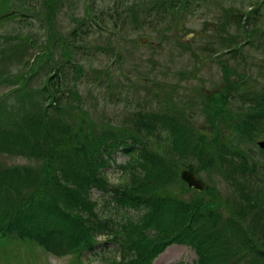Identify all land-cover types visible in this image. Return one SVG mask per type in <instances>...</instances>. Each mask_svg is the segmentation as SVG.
<instances>
[{
	"label": "rangeland",
	"instance_id": "rangeland-1",
	"mask_svg": "<svg viewBox=\"0 0 264 264\" xmlns=\"http://www.w3.org/2000/svg\"><path fill=\"white\" fill-rule=\"evenodd\" d=\"M115 1L123 19L120 31L114 30L107 16ZM170 1L0 0V128L14 125L25 112H43L50 75L67 60L66 66L73 65L74 72L83 71L86 77L73 81L71 101L61 109H49L48 115L71 131L90 136L106 130L133 132L135 114L163 111L200 136L208 156L232 149L242 159H251L252 153V158L260 155L264 162V148L258 146L264 135L249 138L240 130L245 112L254 110L234 97L247 93L256 98L264 93V51L254 41L264 31V1L189 0L177 14L165 6ZM251 6L261 7L262 22L257 27L237 21ZM158 8L164 9V17L153 23ZM95 21L102 29H97ZM71 30L82 33L72 36ZM215 116L220 118L217 126H213ZM136 119L145 120L142 114ZM116 159L119 164L126 158L119 154ZM176 160L167 164L171 181L163 186L164 193L181 202L199 195L201 203L210 198L206 207L225 214L238 205L231 207L233 185L225 165H214L217 155L214 167L208 168L196 158L178 156ZM183 161L191 162L204 188L189 187L181 179ZM0 162L8 167L38 169L41 165L33 156L6 152H0ZM112 170L109 181L115 182L119 174ZM246 228L264 237V232L250 225ZM106 249L102 260L82 254L79 262L71 255L57 258L37 244L4 237L0 238V264H115ZM241 251L235 263L245 261L244 255L252 256L250 250ZM195 258L192 247L176 242L151 258V264H195Z\"/></svg>",
	"mask_w": 264,
	"mask_h": 264
},
{
	"label": "trees",
	"instance_id": "trees-1",
	"mask_svg": "<svg viewBox=\"0 0 264 264\" xmlns=\"http://www.w3.org/2000/svg\"><path fill=\"white\" fill-rule=\"evenodd\" d=\"M188 1L183 4L187 6ZM177 4L178 0H172L160 6L175 8ZM254 12L252 16L241 13L237 21L259 26L260 15ZM162 17L164 9L158 8L152 22ZM71 32L77 35L76 30ZM256 40L264 51V31ZM66 65L67 60L60 62L50 75L43 112H25L14 125L0 128V152L33 156L41 163L37 169L0 162V238L12 236L37 243L57 257L70 254L77 259L82 253L106 258L104 248L97 251L103 244L115 264H151L157 252L176 242L193 248L197 264H264V237L246 228L250 225L264 232L263 158H252L250 153L251 159H242L232 149L208 156L201 137L163 111L138 112L145 118L142 121L135 114L133 132L106 130L90 136L71 131L48 115L49 109H61L71 101L72 82L86 75ZM258 95H234L241 105L254 110L241 119L240 130L249 138L264 135V93ZM115 152L126 159L115 166L119 176L111 182L106 170L111 163L105 154ZM216 155L219 160L214 163ZM178 156L196 158L206 168L213 163L225 165L233 185L231 207L238 204L232 212L206 207L210 198L201 203L199 195L181 202L162 191L171 181L167 164ZM184 162L182 166L191 163ZM101 236L104 241L99 243ZM243 249L252 256L244 255L245 261L235 263Z\"/></svg>",
	"mask_w": 264,
	"mask_h": 264
},
{
	"label": "water",
	"instance_id": "water-1",
	"mask_svg": "<svg viewBox=\"0 0 264 264\" xmlns=\"http://www.w3.org/2000/svg\"><path fill=\"white\" fill-rule=\"evenodd\" d=\"M260 146H264V141L259 142ZM180 177L185 180L190 187L203 188V182L193 172L192 167L184 168L180 172Z\"/></svg>",
	"mask_w": 264,
	"mask_h": 264
}]
</instances>
